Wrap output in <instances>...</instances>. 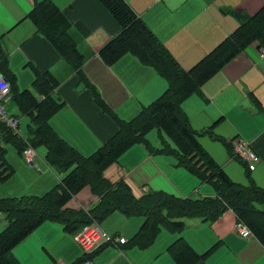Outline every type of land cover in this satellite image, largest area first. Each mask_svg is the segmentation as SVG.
Listing matches in <instances>:
<instances>
[{
  "label": "crops",
  "instance_id": "obj_1",
  "mask_svg": "<svg viewBox=\"0 0 264 264\" xmlns=\"http://www.w3.org/2000/svg\"><path fill=\"white\" fill-rule=\"evenodd\" d=\"M42 1L0 0V60L2 55L6 58L0 73L13 91L29 90L39 99L33 86L35 73L49 72L58 83L53 97L64 103L49 118V125L71 148L89 157L117 130L105 108L118 119L129 121L166 90L167 81L131 54H124L109 66L99 58L98 50L118 34L119 26L98 0H50L70 23L68 33L83 57L81 69H75L61 58L29 16L35 4ZM124 1L186 70L231 34L239 26L241 17L254 15L264 5V0ZM260 49L256 43L247 46L203 83L199 92L186 98L181 108L190 128L200 133L198 141L204 151L233 182L247 185L249 178L264 189V57H260ZM92 90L105 108L95 101ZM6 110L18 119L19 128L14 111L23 114L12 99ZM28 129L27 126L24 137L19 131V139L24 142ZM235 139L250 144L259 156L255 171L247 172L233 156L231 146ZM148 143L152 146L151 141ZM45 154L46 148L37 156L35 168L27 167L33 192L26 196H40V192L54 188L64 176L47 164ZM122 154L104 172L110 182L125 177L139 195L164 192L192 199L193 195L199 196L196 199L215 196L213 190L201 187L205 183L198 177L200 185L191 192L189 171L174 166L175 163L170 172H162L160 162L141 144L130 146ZM178 173L184 174L185 181L176 177ZM201 189L206 194H200ZM96 203L97 197L85 187L67 205L80 210ZM102 221H105L104 228ZM142 222V217H126L115 211L98 223L106 233L129 242ZM183 222L185 228L179 234L161 228L152 245L145 249L129 243L106 245L94 254L93 262L95 259L97 264H176L167 248L182 238L198 254L215 245L196 264H264V245L253 235L243 239L235 233L236 219L232 211H226L213 222L199 218ZM2 228L0 220V232ZM11 255L18 264H74L83 253L61 224L44 222L18 243Z\"/></svg>",
  "mask_w": 264,
  "mask_h": 264
},
{
  "label": "trees",
  "instance_id": "obj_2",
  "mask_svg": "<svg viewBox=\"0 0 264 264\" xmlns=\"http://www.w3.org/2000/svg\"><path fill=\"white\" fill-rule=\"evenodd\" d=\"M98 1L119 26L118 34L98 50L99 58L109 66L124 54H131L142 64L153 67L167 81V88L129 121L118 119L92 90L95 101L107 110L117 130L92 155L83 157L49 125V118L64 106L60 99L53 97L52 92L58 86L53 76L49 72L36 71L33 86L39 99L29 90L13 91L9 83L11 99L23 115L30 117L33 126L29 127L24 142L20 136L0 125V141L12 142L19 154L26 144L33 148L44 146L47 164L64 176L43 196L0 198V213L3 215L0 264H18L11 255L12 249L44 222L61 224L66 233L73 235L85 224L98 223L115 211L126 217L143 218L139 231L127 242L140 249L152 245L161 228L179 234L185 228L184 219L213 222L228 210L264 245V189L258 188L249 178L247 185L233 182L204 151L198 141L200 133L190 128L181 108L186 98L199 92L203 83L247 46L256 43L258 49L264 47V5L254 15L241 17L239 26L231 34L186 70L124 0ZM29 16L61 58L80 70L83 57L68 33L70 23L58 8L50 0H43L35 4ZM5 64L6 58L2 55L0 66ZM152 129L166 134L176 146L171 149L167 144L159 152L174 155L177 167L185 168L202 182L211 184L215 196L192 199L164 192L139 195L129 179L120 177L110 182L104 177L106 169L116 163L130 146L141 144L152 153L146 139ZM5 153L0 145L1 181H6L14 173L5 160ZM85 187L97 197V203L89 209L69 208L67 204ZM214 248L215 245L204 254H198L179 238L170 244L167 252L176 264H196Z\"/></svg>",
  "mask_w": 264,
  "mask_h": 264
},
{
  "label": "built area",
  "instance_id": "obj_3",
  "mask_svg": "<svg viewBox=\"0 0 264 264\" xmlns=\"http://www.w3.org/2000/svg\"><path fill=\"white\" fill-rule=\"evenodd\" d=\"M259 55L264 57V48L260 49ZM11 100V89L8 80L0 73V123L12 134L19 135L18 119L12 115L7 114L6 105ZM232 154L245 167L247 172H253L260 162L259 156L251 148V145L242 139H235L231 146ZM21 156L24 162L30 167L35 168V160L37 153L35 148L26 144L21 151ZM235 233L243 238L248 239L252 237L250 229L242 222L236 221L234 226ZM73 240L82 250V257L78 264H94V254L106 245L127 244L124 237L118 235H110L106 233L99 225V223L92 221L85 224L73 235Z\"/></svg>",
  "mask_w": 264,
  "mask_h": 264
},
{
  "label": "rangeland",
  "instance_id": "obj_4",
  "mask_svg": "<svg viewBox=\"0 0 264 264\" xmlns=\"http://www.w3.org/2000/svg\"><path fill=\"white\" fill-rule=\"evenodd\" d=\"M12 106L14 105L13 102L10 103ZM14 107V106H13ZM14 113L18 116L19 118V131L21 136H25L27 126L32 127L33 123L29 118L24 117L23 115L19 114V112L14 111ZM7 114L9 115V111L7 110ZM0 125H2L0 123ZM3 126V125H2ZM148 142L151 141L152 146V153L153 156L156 158L155 160L160 162V170H165L167 172H170L172 170V165L175 163L174 166L177 167V161L176 157L170 154H162L159 152L160 149L163 148V146H167V144L170 146L171 149H176V146H174L173 142L168 138L166 134L163 132H159L156 129L150 130L147 135H146ZM0 145L4 147L6 153H5V160L8 162V164L11 165V167L14 170L13 175L7 179L6 181H1L0 180V198H10L13 196H26L28 193L33 192V186L30 184L31 178L28 176V168L27 164L24 162L22 157L20 156L18 150L14 146L12 142H2ZM45 148L43 146H37L35 148V151L37 153V156H41L44 152ZM232 151V149H231ZM123 155V154H122ZM120 155V156H122ZM175 160V161H174ZM181 168V167H180ZM186 170L185 168H181ZM30 171V169H29ZM188 171V170H186ZM163 172V171H162ZM56 173V171H55ZM189 189L190 191H194L200 184H198L197 176L191 172H189ZM184 174L178 173L176 174V177L183 179L185 181V176ZM192 175V176H191ZM195 177V178H194ZM199 183H201L199 181ZM206 184V183H205ZM203 184L201 187H205L208 189L210 192L214 190L213 186L211 184H207L210 188ZM54 186V185H53ZM53 189L51 187L48 189L49 191ZM48 190H44L39 193L40 196H43L45 193L48 192ZM47 191V192H46ZM200 194H206L203 193L204 191L199 190ZM195 197H199L198 195H193V199H196ZM3 215L0 213V220H2ZM3 222V221H2ZM105 221L101 222V227L104 228ZM253 235V234H252ZM94 263L97 264L96 260L94 259Z\"/></svg>",
  "mask_w": 264,
  "mask_h": 264
}]
</instances>
